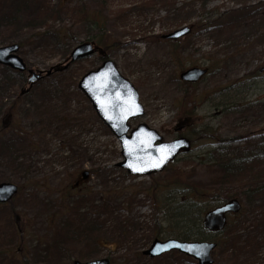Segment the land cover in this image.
<instances>
[{"label": "rangeland", "instance_id": "374dc122", "mask_svg": "<svg viewBox=\"0 0 264 264\" xmlns=\"http://www.w3.org/2000/svg\"><path fill=\"white\" fill-rule=\"evenodd\" d=\"M98 1L0 0V47L21 44L18 56L26 71L40 73L62 68L74 47L102 35L111 46L105 49L104 60L111 61L133 85L144 107V117L131 126L146 124L165 142L177 138L175 130L182 128L179 134L191 136L192 151L166 172L149 178L131 177L117 167L122 161L119 145L77 87L85 74L101 66L98 54L31 86L29 72L0 66V81L12 80L10 86H0V183L19 187L18 195L0 207V256L6 255L0 257V264H73L101 258L115 264L128 259L132 264H179L176 254L148 262L133 258L155 238L165 240L173 231L164 221L169 219V213L163 215L166 203L157 204L151 191L160 192L163 199H177L180 195H169L167 186L178 183L185 194L187 190L209 194L198 200L206 208V200L240 193L246 179L227 182L217 157L207 160L217 152V142H225L222 151L234 153L264 143V42L250 48L235 43V36L245 31L243 23L224 33H190L176 43L161 39L199 20L202 12L197 8L183 22L186 5L225 12L264 9V0H176L173 7L172 0H150V6H126L119 20ZM77 6L89 17L97 13L103 24L95 25L92 18L77 22ZM50 11L56 18L46 23ZM48 27L69 30L64 42V47H70L67 56L56 47L58 36L46 32ZM99 28L105 32L99 34ZM192 67L211 71L194 87L181 84L179 74ZM243 79H247L243 86H235ZM229 87L236 91H227ZM22 88L25 92L19 95ZM231 102L235 103L231 106ZM52 116L66 117L57 125L61 130L47 122ZM202 128L208 129L209 141L215 144L202 140L206 137H200ZM84 171L90 173L87 181L81 180ZM259 172L264 176L262 169ZM193 196L199 199V194ZM245 211L255 219L264 216L256 205H247ZM154 222L162 225L159 233ZM13 228L22 230V240L15 238ZM260 258L256 264H264V248Z\"/></svg>", "mask_w": 264, "mask_h": 264}, {"label": "trees", "instance_id": "16d2710c", "mask_svg": "<svg viewBox=\"0 0 264 264\" xmlns=\"http://www.w3.org/2000/svg\"><path fill=\"white\" fill-rule=\"evenodd\" d=\"M148 1L150 0H134L130 3H127L123 0H101L99 6L102 7V9L106 12L110 13V16H114L115 18H117V20H119L121 18V15H119V13L125 11L126 6H150L149 4L151 2L148 3ZM175 1L176 0L171 1V7L174 6ZM111 4L119 6L124 5V7L118 10L112 9ZM262 5H264V2L262 3ZM197 8H199L198 11L202 12V15L199 16V20L193 21V23L190 24L192 32L204 31L209 33H224L235 28V24L243 23V25H245V31L242 32L238 37L235 36V43H245V45L250 48L254 44L264 42V14L260 15L261 11H264V9L242 7L235 10H227L225 12H219V10L216 9L206 12L205 8L202 5H199V7H191L190 5H186L183 8L184 23H187V20L194 16L192 15L193 10ZM42 10H44V8H42ZM83 10V7L80 8L79 6H77L74 10L76 12V19H78L77 22L81 18L87 21L91 20V17L87 15L88 12H86V10H84V12ZM86 15L88 17H84ZM55 18L56 17L54 16V13L50 11L49 16L44 19V22L47 23L50 19ZM92 20L95 21V25L101 21L100 16H98L97 13L93 14ZM46 32L58 36L56 40V47L62 50L63 56H67L70 51V47H68L69 49L64 47V42L71 35L69 30L62 28L57 31H52V29L48 27ZM100 32L101 30L99 31V33ZM95 41L97 45H103L102 47L104 49L107 48V44H104L103 39H95L94 42ZM19 45L21 46V44ZM241 51L244 50H240V52ZM209 71L210 70L208 69V72ZM12 74L15 75V73ZM246 80L247 79L238 81L236 85L243 86ZM11 83L12 80L10 78L2 79L0 81V86H10ZM48 89H54V86H49ZM23 90L24 88L20 89L19 95ZM238 101L239 100H237L236 102L238 103ZM13 109L14 107H12L9 112L13 111ZM12 115L13 112L11 113V116ZM185 115H189L188 112H185ZM61 121L64 123L66 121V117L61 116L59 118H56L55 120L52 116L49 117V120H47V122L51 123V125L58 131L62 129L57 126L62 124ZM198 131L201 132L200 137H212L207 128H202ZM213 155L217 157V164H222L219 166L222 167L227 182L228 179L233 180L246 177L243 188L244 190H242L240 193L226 194L225 198L221 201H218L215 197V199L212 198L211 201L206 200V208L205 206H202L201 203L198 202V200L200 201L202 199H206L209 194L191 190H185V194L184 190L180 188V185L178 183L167 186L169 195H172L174 193L180 195L177 199H170L169 197L163 199V195H159L160 192L154 193L153 191H151L153 199L157 204L166 203L163 205V215L169 213V219L166 218L164 219V221H167L166 224L168 228L173 229V231L169 232V237H173L181 241L216 242L217 249L214 253V264H256L258 261H261L260 257L264 248V216L257 217L255 219L251 215H248L245 210L247 205L250 204V206L256 205L258 206V208H262L264 212V176L261 172H259V169H262V171L264 172V147L258 146L252 151L248 152L245 150H239L236 153L224 152L222 151V141H219L217 152H213ZM207 160H210V157H208ZM13 162L22 166V164L17 162V158H14ZM68 191L72 193V188ZM194 194H199V199L193 196ZM232 198L239 199L242 202L243 207L240 213L230 219L225 230L220 235H210L209 233L204 231L201 226L202 215L212 208L210 204H219ZM154 223L156 225V229L158 230L157 233H159L162 229V225L158 222ZM13 230L15 238L22 240L23 238L21 237V232L16 230L15 228H13ZM133 255V258L136 261H141L142 259H144V257H142L141 255V251H138ZM176 255L179 264H195L190 259L182 257L178 254ZM166 256L167 255H165L164 257ZM128 260L125 264H132ZM146 261L148 262L151 260ZM115 263L116 262L113 261V264Z\"/></svg>", "mask_w": 264, "mask_h": 264}, {"label": "water", "instance_id": "95a60500", "mask_svg": "<svg viewBox=\"0 0 264 264\" xmlns=\"http://www.w3.org/2000/svg\"><path fill=\"white\" fill-rule=\"evenodd\" d=\"M188 33L189 29H182L166 38L177 40ZM18 51V45L1 47L0 66L21 73L25 72L26 66L23 60L17 56ZM92 54L91 45L82 44L72 51L70 62L74 63ZM57 69V67H53L47 72V75H50L53 70L57 71ZM29 72L33 76L31 82L40 78L41 73ZM204 74L205 71L203 70L190 69L182 73L180 79L194 83ZM78 88L89 100L99 119L119 142L123 161L117 166L126 170L129 175L139 177L158 174L181 152H189V141L182 138L173 142L162 143L157 132L143 124L128 135L130 130L128 122L141 118L144 111L139 103L136 90L119 75L114 64L110 61L105 62L98 70L86 74L79 82ZM87 177L88 173L84 172L82 178L86 180ZM16 193L17 187L15 185L0 183V204L7 203ZM239 210V203L232 200L208 212L204 216L202 226L210 232H221L226 225V215L237 213ZM215 248V244L208 242H179L174 239L154 240L151 246L143 252V255L153 259L167 252L178 251L195 259L198 264H213L211 254ZM75 264H110V261L102 259L87 263L76 262Z\"/></svg>", "mask_w": 264, "mask_h": 264}, {"label": "flooded vegetation", "instance_id": "af4514ba", "mask_svg": "<svg viewBox=\"0 0 264 264\" xmlns=\"http://www.w3.org/2000/svg\"><path fill=\"white\" fill-rule=\"evenodd\" d=\"M135 127H136V126H134V127H133V126H131V128H135ZM18 220H19V218H18V216H16V217H15V221L17 222ZM19 231H20V232H21V234H22V230H21L20 228H19Z\"/></svg>", "mask_w": 264, "mask_h": 264}]
</instances>
